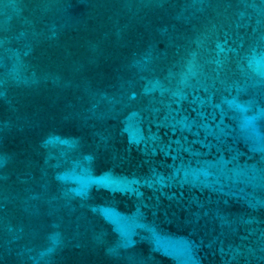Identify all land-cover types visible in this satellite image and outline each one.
Wrapping results in <instances>:
<instances>
[{
  "label": "water",
  "instance_id": "95a60500",
  "mask_svg": "<svg viewBox=\"0 0 264 264\" xmlns=\"http://www.w3.org/2000/svg\"><path fill=\"white\" fill-rule=\"evenodd\" d=\"M0 264H264V0H0Z\"/></svg>",
  "mask_w": 264,
  "mask_h": 264
}]
</instances>
